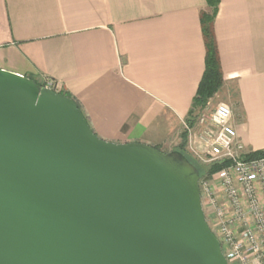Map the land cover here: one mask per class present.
Masks as SVG:
<instances>
[{
	"label": "crops",
	"instance_id": "1",
	"mask_svg": "<svg viewBox=\"0 0 264 264\" xmlns=\"http://www.w3.org/2000/svg\"><path fill=\"white\" fill-rule=\"evenodd\" d=\"M205 0H0V70L54 83L115 144L183 148L205 67ZM221 89L249 154L264 151V0H219Z\"/></svg>",
	"mask_w": 264,
	"mask_h": 264
},
{
	"label": "water",
	"instance_id": "2",
	"mask_svg": "<svg viewBox=\"0 0 264 264\" xmlns=\"http://www.w3.org/2000/svg\"><path fill=\"white\" fill-rule=\"evenodd\" d=\"M179 151L100 139L75 102L0 70V264H227Z\"/></svg>",
	"mask_w": 264,
	"mask_h": 264
},
{
	"label": "built area",
	"instance_id": "3",
	"mask_svg": "<svg viewBox=\"0 0 264 264\" xmlns=\"http://www.w3.org/2000/svg\"><path fill=\"white\" fill-rule=\"evenodd\" d=\"M42 87L57 92L53 82ZM189 156L199 180L206 223L227 264H264V157L248 159L229 106L207 105L184 123ZM219 167L213 173L210 170Z\"/></svg>",
	"mask_w": 264,
	"mask_h": 264
},
{
	"label": "trees",
	"instance_id": "4",
	"mask_svg": "<svg viewBox=\"0 0 264 264\" xmlns=\"http://www.w3.org/2000/svg\"><path fill=\"white\" fill-rule=\"evenodd\" d=\"M205 1L208 11L203 12L200 16L201 32H202L205 51H206L205 67L195 97L193 98L192 109L189 113L188 123L190 124L193 121L195 114L200 110H202L207 105L209 100L221 89L223 85V78L220 70V64H219L217 48L215 44L214 32H213V22L219 0H205ZM37 85L42 86V84H37ZM57 92L72 99L77 105V107L81 110L84 118L89 124L79 103L72 96H70L65 92L62 91L61 92L57 91ZM183 137H186L185 133H183ZM177 151L181 152L189 160V162L197 168L200 177H202L204 173V169L198 166L197 163H195V161L184 152L183 148ZM262 157H264V151L254 152L248 155V159H259ZM218 169L219 167H214L210 170V173H213Z\"/></svg>",
	"mask_w": 264,
	"mask_h": 264
},
{
	"label": "rangeland",
	"instance_id": "5",
	"mask_svg": "<svg viewBox=\"0 0 264 264\" xmlns=\"http://www.w3.org/2000/svg\"><path fill=\"white\" fill-rule=\"evenodd\" d=\"M196 163V162H195ZM198 166H200L198 163H197ZM201 167V166H200Z\"/></svg>",
	"mask_w": 264,
	"mask_h": 264
}]
</instances>
